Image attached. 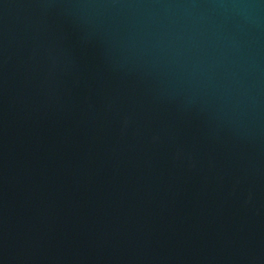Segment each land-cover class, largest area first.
Returning a JSON list of instances; mask_svg holds the SVG:
<instances>
[{"label":"water","instance_id":"water-1","mask_svg":"<svg viewBox=\"0 0 264 264\" xmlns=\"http://www.w3.org/2000/svg\"><path fill=\"white\" fill-rule=\"evenodd\" d=\"M0 264H264V0H0Z\"/></svg>","mask_w":264,"mask_h":264}]
</instances>
